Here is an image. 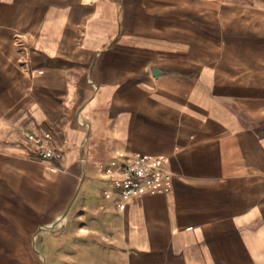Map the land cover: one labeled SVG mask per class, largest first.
I'll return each instance as SVG.
<instances>
[{
  "label": "crops",
  "instance_id": "obj_1",
  "mask_svg": "<svg viewBox=\"0 0 264 264\" xmlns=\"http://www.w3.org/2000/svg\"><path fill=\"white\" fill-rule=\"evenodd\" d=\"M0 5V33L29 40L22 58L0 45L10 53L0 82L25 99L0 100L2 130L19 135L0 144V191L114 264H235L240 250L264 264V222L240 199L264 149V0ZM14 129L47 136L58 160ZM120 153L167 158L171 189L117 211L100 169Z\"/></svg>",
  "mask_w": 264,
  "mask_h": 264
},
{
  "label": "rangeland",
  "instance_id": "obj_2",
  "mask_svg": "<svg viewBox=\"0 0 264 264\" xmlns=\"http://www.w3.org/2000/svg\"><path fill=\"white\" fill-rule=\"evenodd\" d=\"M9 11L7 5H0V29L7 27L6 19ZM5 17V18H4ZM27 38V37H26ZM29 40L24 37L9 39L0 33V45L13 44L12 53L19 58L23 56L24 45ZM10 53L0 50V80L2 71L8 70L6 56ZM33 54V53H32ZM11 75L14 73L11 71ZM11 84L0 82V100L16 109H22L25 104L23 96H16L11 91ZM259 123V122H258ZM0 126V144L18 146L17 136L10 139ZM259 134L264 128L257 124ZM12 132L25 133L26 130L14 129ZM11 132V133H12ZM19 139V138H18ZM264 149L257 150L255 174L250 176L249 184L253 191H241L240 199L249 200L256 210L255 227L264 222ZM244 181V183H246ZM13 191H0V264H114L115 260L109 250L98 251L86 243L78 240L87 236H76L71 227L57 226V223L48 222L38 212L24 208L16 201ZM64 218V215L60 218ZM36 239L34 240V238ZM45 237L44 242H42ZM235 264H251L249 257L240 250ZM118 264V263H117ZM124 264V262H123Z\"/></svg>",
  "mask_w": 264,
  "mask_h": 264
},
{
  "label": "built area",
  "instance_id": "obj_3",
  "mask_svg": "<svg viewBox=\"0 0 264 264\" xmlns=\"http://www.w3.org/2000/svg\"><path fill=\"white\" fill-rule=\"evenodd\" d=\"M23 137L37 157L47 161L58 160L59 151L47 136L25 132ZM100 176L104 183L101 196L113 200L117 211L141 197L167 192L175 178L165 157L123 153L116 157L112 166H102Z\"/></svg>",
  "mask_w": 264,
  "mask_h": 264
},
{
  "label": "water",
  "instance_id": "obj_4",
  "mask_svg": "<svg viewBox=\"0 0 264 264\" xmlns=\"http://www.w3.org/2000/svg\"><path fill=\"white\" fill-rule=\"evenodd\" d=\"M151 74H152V76H154V77H159V76H161L162 71L159 70V69L156 68V67H153V68L151 69Z\"/></svg>",
  "mask_w": 264,
  "mask_h": 264
}]
</instances>
